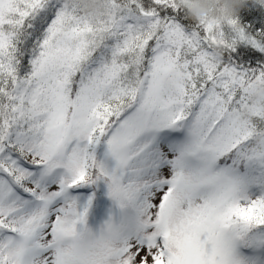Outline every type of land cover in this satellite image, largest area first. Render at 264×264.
Masks as SVG:
<instances>
[{"label": "snow or ice", "instance_id": "obj_1", "mask_svg": "<svg viewBox=\"0 0 264 264\" xmlns=\"http://www.w3.org/2000/svg\"><path fill=\"white\" fill-rule=\"evenodd\" d=\"M105 5L0 0V264H264V25Z\"/></svg>", "mask_w": 264, "mask_h": 264}, {"label": "clouds", "instance_id": "obj_2", "mask_svg": "<svg viewBox=\"0 0 264 264\" xmlns=\"http://www.w3.org/2000/svg\"><path fill=\"white\" fill-rule=\"evenodd\" d=\"M251 2L259 3L260 0H251ZM180 3L187 9L189 17L193 20L209 18L223 21L238 15L249 0H180ZM81 4L91 19L99 18L106 9L105 0H81ZM216 54L221 53L216 50ZM177 83L178 77L171 74L164 80L163 87L165 90L173 91ZM249 99V108L234 116L241 126H246L253 120V111L264 112V84L255 85ZM253 144L264 149V131L253 133Z\"/></svg>", "mask_w": 264, "mask_h": 264}, {"label": "trees", "instance_id": "obj_3", "mask_svg": "<svg viewBox=\"0 0 264 264\" xmlns=\"http://www.w3.org/2000/svg\"><path fill=\"white\" fill-rule=\"evenodd\" d=\"M255 17L249 15L248 10L242 9L239 13L240 22L244 26H252V25H264V16L260 12H255ZM259 31L260 29L257 28ZM244 45H240L239 48H244ZM239 50V49H238ZM261 54L256 53L254 50L249 52V63H252L253 66L255 65V61L260 58ZM223 163V161H221Z\"/></svg>", "mask_w": 264, "mask_h": 264}, {"label": "rangeland", "instance_id": "obj_4", "mask_svg": "<svg viewBox=\"0 0 264 264\" xmlns=\"http://www.w3.org/2000/svg\"><path fill=\"white\" fill-rule=\"evenodd\" d=\"M92 193H90L89 191L85 190L83 193V199L81 200V203L86 202L87 196L90 195ZM96 199L94 200L93 204L94 207L91 211H96V203L97 201L103 205L104 207L110 206L111 201L107 195V187L106 185L103 184L102 181L98 182V185L96 186Z\"/></svg>", "mask_w": 264, "mask_h": 264}]
</instances>
